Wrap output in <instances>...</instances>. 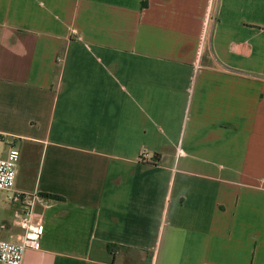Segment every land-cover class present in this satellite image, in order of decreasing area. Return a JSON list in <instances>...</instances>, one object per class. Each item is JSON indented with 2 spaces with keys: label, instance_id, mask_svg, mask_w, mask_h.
Masks as SVG:
<instances>
[{
  "label": "crops",
  "instance_id": "obj_1",
  "mask_svg": "<svg viewBox=\"0 0 264 264\" xmlns=\"http://www.w3.org/2000/svg\"><path fill=\"white\" fill-rule=\"evenodd\" d=\"M10 145L22 264H264V0H0Z\"/></svg>",
  "mask_w": 264,
  "mask_h": 264
},
{
  "label": "built area",
  "instance_id": "obj_2",
  "mask_svg": "<svg viewBox=\"0 0 264 264\" xmlns=\"http://www.w3.org/2000/svg\"><path fill=\"white\" fill-rule=\"evenodd\" d=\"M210 20L211 17L208 14L204 19V29ZM146 155L145 151L141 152V158H146ZM19 156V150L10 145L6 156L0 158V190L12 191L9 198L16 205L12 225L22 230L19 241L0 239V264H22L27 249L38 250L40 248V239L44 231V225L36 221L35 216V207L43 196L37 192L13 190ZM1 227L5 228L6 224H2Z\"/></svg>",
  "mask_w": 264,
  "mask_h": 264
},
{
  "label": "trees",
  "instance_id": "obj_3",
  "mask_svg": "<svg viewBox=\"0 0 264 264\" xmlns=\"http://www.w3.org/2000/svg\"><path fill=\"white\" fill-rule=\"evenodd\" d=\"M155 157H158V154H156ZM41 195L44 196V197H47V198H51V199L64 200L63 197L55 195V194H51V193H44V194H41ZM110 247H112V246L110 245Z\"/></svg>",
  "mask_w": 264,
  "mask_h": 264
}]
</instances>
